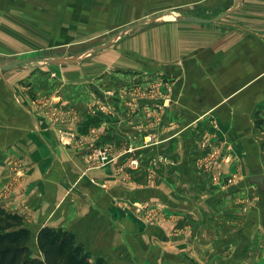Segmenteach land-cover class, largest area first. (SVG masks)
Wrapping results in <instances>:
<instances>
[{"label": "rangeland", "instance_id": "rangeland-1", "mask_svg": "<svg viewBox=\"0 0 264 264\" xmlns=\"http://www.w3.org/2000/svg\"><path fill=\"white\" fill-rule=\"evenodd\" d=\"M233 3V0L225 3L219 0H0V64L28 58L20 63L24 72L34 73L44 81L35 82L43 85V94H32L34 104L45 109L61 127L59 133L64 135L61 144L67 152L70 148V152L82 155L81 168H77L82 179L96 162L113 161L115 171L121 172L116 184L120 193L112 200L129 210L130 243L142 256L129 259L128 264H157V257L152 258V254L157 255V224L161 222L173 234L188 236L185 248L192 246L201 256L188 258L187 263L178 258L184 261L181 264H264V191L249 183L246 176L252 171L264 172V161L254 162L253 169L246 166L235 176L234 170L217 166L216 157L227 147H194L190 140L192 129L185 122L187 115L181 111L185 99L170 96L171 86L166 78L177 69L178 73L179 67L157 64V52L172 51L174 27L188 26L178 22L174 14L214 18L229 10ZM138 21L144 23L122 32L123 27ZM10 27L19 31L18 39L10 36ZM187 35L191 42L197 33L181 28L176 35L177 43L187 44ZM108 40H113V45L95 49V45ZM20 46L31 48L13 49ZM69 56L80 57L75 61L52 60ZM4 69L0 67V72ZM54 75L64 78L57 81ZM0 95L4 97L2 108L3 104H9V93L1 91ZM170 104L178 105L177 115H182L184 120L177 124L174 147L168 142L159 146L157 143L164 134L169 135L163 126ZM96 106L103 124L115 122L114 135L118 140L93 138V127L89 124L92 117H97L92 115ZM194 134L196 138L195 130ZM210 134L206 131L199 137L206 139ZM101 151L110 159L101 161L99 154L91 157ZM212 157L215 167L208 169L206 164ZM21 164L24 163L15 161L11 166L21 169ZM256 164L259 165L255 167ZM235 179L242 182L235 184ZM99 185L95 189H107ZM101 193L103 199L89 194L90 202L96 205L104 202L105 190ZM5 197L6 194L0 195V204ZM174 202L179 206L173 208L170 203ZM177 224H182L183 230H177ZM142 230L152 235V242L147 240L145 248L141 240L136 245L137 233Z\"/></svg>", "mask_w": 264, "mask_h": 264}, {"label": "crops", "instance_id": "crops-1", "mask_svg": "<svg viewBox=\"0 0 264 264\" xmlns=\"http://www.w3.org/2000/svg\"><path fill=\"white\" fill-rule=\"evenodd\" d=\"M233 2L231 11L217 24L177 19L188 24L181 28L197 33V36L188 42L187 35V44L179 45L176 35L181 28L176 25L172 32L175 35L172 51L157 52V64L179 67L178 73L177 69L166 78L171 86L170 96L185 99L184 108H180L187 115V126L192 129V145L227 147L219 154L221 158L215 155L219 162L217 166L234 170L236 176L246 166L253 169L254 162L264 161V0ZM9 33L13 39H18L16 28L10 27ZM158 44L157 41V49ZM30 46L13 49L22 51ZM21 65L0 72V92H8L10 100L0 108V195L6 194L1 204L20 213L34 232L43 225L61 226L72 231L76 240L90 252L91 260L102 257L109 263L128 264L129 259L142 257L130 243L129 210L112 200L120 193V186L116 184H119L121 172L115 171L113 161L96 162L89 168L88 180L82 179L77 171L81 168L82 155L70 152V148L67 152L66 146L61 144L64 140V135L59 133L61 127L45 109L35 106L31 97L33 93L43 94V85L35 82L44 81L36 78L34 73H25ZM62 78L64 76H53L57 81ZM2 98L0 95V105ZM177 108V104H170L168 108L169 116L165 118L163 130H169V135L164 134L157 143L159 146L168 142L174 147L177 142V124L184 120L182 115H177ZM96 110L97 106L92 112L97 117H92L89 124L91 129L93 127V138L118 140L114 135L117 132L115 122L104 121L103 124L104 119ZM98 131L105 134L100 135ZM206 131L212 133L209 138H200ZM225 159L232 161L227 163ZM15 161L24 163L21 169L11 166ZM208 162V169L215 167L213 157ZM241 182V179L234 181L235 184ZM99 184L107 189H95L100 187ZM101 190H105L106 200L98 205L91 203L89 194L92 198L103 199ZM170 205L179 206L175 202ZM181 225L177 224V230H183ZM164 230L168 231L163 222L157 224V255L152 254V258L157 257V264H181L187 263L188 258L201 257L192 246L185 248L189 243L188 236L175 235L172 230L165 233ZM151 237L145 230L138 232L136 245L141 240L145 248L147 240L152 242Z\"/></svg>", "mask_w": 264, "mask_h": 264}, {"label": "trees", "instance_id": "trees-1", "mask_svg": "<svg viewBox=\"0 0 264 264\" xmlns=\"http://www.w3.org/2000/svg\"><path fill=\"white\" fill-rule=\"evenodd\" d=\"M90 256L72 231L43 225L34 232L20 213L0 204V264H110Z\"/></svg>", "mask_w": 264, "mask_h": 264}, {"label": "water", "instance_id": "water-1", "mask_svg": "<svg viewBox=\"0 0 264 264\" xmlns=\"http://www.w3.org/2000/svg\"><path fill=\"white\" fill-rule=\"evenodd\" d=\"M230 10L231 9H229L227 11H223V12L217 14L214 18H202V17L189 15V14H174V16L178 20L187 21V22H211V21L219 20L222 16H224ZM159 16L160 15L153 17L151 20L156 19ZM143 23H144L143 21H138V22L132 23L128 26H125V27H123L122 32L124 33L127 29L137 27ZM111 43H113V40H108L102 44L95 45V49H101L103 47L110 45ZM79 57L80 56L58 57V58H54L52 60L57 61V62L74 61V60H77ZM27 60H28V58H23V59L21 58L19 60H15V61L10 62V63L0 64V67L10 68V67L16 66V65L20 64L21 62L27 61ZM247 179H248L249 183H255L258 189H260L261 191H264V172H261V171L260 172H253L247 177Z\"/></svg>", "mask_w": 264, "mask_h": 264}, {"label": "built area", "instance_id": "built-area-1", "mask_svg": "<svg viewBox=\"0 0 264 264\" xmlns=\"http://www.w3.org/2000/svg\"><path fill=\"white\" fill-rule=\"evenodd\" d=\"M98 154H99V157H100L101 161H106L107 159H110L108 154L105 153L104 151L103 152L101 151L100 153H95L93 156L91 154V157H96V156H98Z\"/></svg>", "mask_w": 264, "mask_h": 264}]
</instances>
